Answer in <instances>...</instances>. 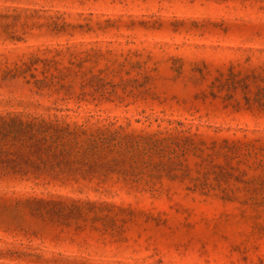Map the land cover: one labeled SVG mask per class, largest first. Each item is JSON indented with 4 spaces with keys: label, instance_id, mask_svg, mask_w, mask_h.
I'll return each instance as SVG.
<instances>
[{
    "label": "rangeland",
    "instance_id": "1",
    "mask_svg": "<svg viewBox=\"0 0 264 264\" xmlns=\"http://www.w3.org/2000/svg\"><path fill=\"white\" fill-rule=\"evenodd\" d=\"M0 117L78 129L0 264H264V0H0Z\"/></svg>",
    "mask_w": 264,
    "mask_h": 264
},
{
    "label": "trees",
    "instance_id": "2",
    "mask_svg": "<svg viewBox=\"0 0 264 264\" xmlns=\"http://www.w3.org/2000/svg\"><path fill=\"white\" fill-rule=\"evenodd\" d=\"M77 137L78 129L70 130L68 125L0 117V173L41 175L43 172L22 170L31 163L35 170L68 166L71 161L67 157L73 154Z\"/></svg>",
    "mask_w": 264,
    "mask_h": 264
}]
</instances>
